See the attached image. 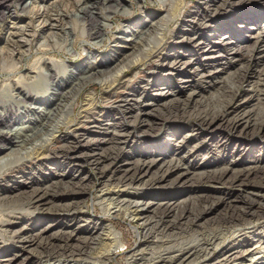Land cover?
I'll return each mask as SVG.
<instances>
[{
  "label": "bare ground",
  "instance_id": "bare-ground-1",
  "mask_svg": "<svg viewBox=\"0 0 264 264\" xmlns=\"http://www.w3.org/2000/svg\"><path fill=\"white\" fill-rule=\"evenodd\" d=\"M87 1L58 0L51 4L31 7V9L24 5L22 9H29L28 13L41 23L45 22L51 28L59 27L62 29L64 19L70 17L73 13L80 14L78 16L74 15L78 19L87 15L94 17L96 5H108L111 8H114V6L117 8L118 6L113 4L114 0H93L89 4L86 3ZM219 1L205 0L203 3H199L198 11L208 17L222 12L221 10L226 7H232L225 0L221 8L217 9L216 4ZM40 2L44 3L45 0H40ZM2 10L5 11V14L9 13V9L5 5L2 6ZM118 12L120 11L116 9L113 13ZM129 12L130 9L128 8L122 9L120 14L127 15ZM1 18L3 19V17ZM200 18V21H205L201 16ZM251 25L259 26L254 22ZM101 26L102 28H99L94 35L98 36L102 29L108 27L107 25ZM134 28L136 29V27ZM134 28L125 26L123 32L128 34L130 38H126L123 42H126L125 44L132 47L135 52H144L149 56L152 52L149 45L151 43L146 36L151 34L161 36L165 26H163V23L157 22L155 25H149L147 30H143L144 32L137 31ZM3 29L4 25L0 24V31H3ZM259 29L251 35L250 38L253 41H251L250 47L245 50L251 58L264 52V50L261 51V47L264 46V31L260 26ZM9 30L4 45L6 49L5 60H8L14 54L20 59L22 56L21 48L24 44H22L21 39L25 34L23 31L17 32V29ZM214 37L215 35L212 39ZM135 40L138 41L135 42ZM207 40H202L204 42L200 44L211 45ZM230 40L231 37H223L224 51L230 47ZM116 48H118L116 51L121 49ZM237 52L236 50L235 53ZM228 55L222 56L221 54L220 56L221 58H227ZM118 58L115 60L113 56L110 62L100 60L95 66L91 65L88 68L81 67L71 70L67 81L61 78L55 79L52 69L54 66L48 69L46 74L38 70V78L52 81L50 83L52 91L47 99L45 96L48 89L42 90L38 86H35L36 90L26 89L27 91H25L24 89V91L17 93L16 97L5 95L0 91V142L2 141L0 155L12 147H18L20 154L18 158H15L12 162L10 161V163L6 161L4 164L3 158H0V161L3 160L0 170L12 165L13 170L11 168L7 170L13 172L17 171L26 162L45 160L50 153V147L56 143L55 141L60 145L57 146L54 153L62 159V163L67 167L78 168L69 172H65L66 169H63L59 179L49 182L46 187L34 188L32 181L27 185L29 191L19 193L15 197L16 199L7 195L0 196V239H4L6 234L13 244L19 247L13 253L8 251L1 255L0 264H112L114 252L124 249L122 234L115 229L112 223L97 225L96 222L90 229L79 230L77 214L81 212L82 206L73 201L61 203L59 199L55 200L54 197L56 189L65 184L62 182L63 180L68 181L65 190L68 193L70 192L69 194L77 196L81 192L77 185L79 186L85 178L81 177L78 166L85 163H91L98 170L102 186L97 200L104 217L137 222L136 227H132L133 233L137 237V243L130 252L129 259L143 260L142 258H145L143 264H264V161H254L253 165L240 169H237L236 165L231 163H224L221 167L215 165L212 169L195 175L193 182L198 185L229 184L245 189L247 184L255 183V187L248 189V199L238 209L233 207L229 218L217 222L220 231L205 236L204 239L200 238L191 246L186 245V247L181 243L178 245L173 240H167L170 237L169 234L171 237H179L181 234L198 233L197 231L204 226L205 210L186 209L185 207L181 209L170 196L160 197L157 203L154 204L138 192L140 189L149 191L154 187L161 186L173 174L177 175L171 181L172 185H179L186 181L189 173L194 170H191L182 160L177 158L174 151L167 149L168 154H147V152H142L139 155L125 154L127 157L126 164L125 161L120 162L118 167L110 170L100 167L101 163L107 160L118 161L120 155L124 154L123 148L128 142L151 135L158 127L153 119L157 116L160 118L168 116L179 120L191 117L195 120L194 128L202 136L213 135L219 129L231 131L236 136L258 134L264 129V117L258 121L251 113L243 112L240 107L232 104L238 87L230 90L231 95L228 101H219L216 106L214 104L205 106L193 104L194 91L193 94L182 99L180 97L182 90L175 92L171 88L156 92L155 96L157 98L148 99L145 91L138 92L134 90L129 93L122 91L119 95L117 92L119 90L118 86L121 83L120 81L125 78V69L139 64L141 60L139 57L125 66L123 64L125 57L120 61ZM181 60L180 56L170 58L164 70L174 68ZM113 62H115V67L109 72L106 71V68H108L106 65L113 64ZM109 73L111 75L107 77L106 75ZM210 74L205 76L202 73L200 79L212 83L215 76L210 77ZM149 76L150 82L153 78L156 80V73H151ZM254 78L256 79L255 82L250 84L252 94L264 104V66L254 73ZM93 82H97L104 89V101L108 104L109 113L114 117L117 116L119 123L99 125L97 133L99 139L87 142L85 145V149L90 147L95 149H86L88 152L82 153L79 149L81 148L79 144L82 142L80 135L75 134L72 137H64L59 140L55 137L60 126L71 125V128L74 129V126L86 125L81 119L91 120L92 117L88 116L94 103V99L91 97L87 109H82L79 114L78 124H73L74 118L71 116L74 112L73 105L77 97ZM180 82L186 84L189 81L183 80ZM184 88H186V85H184ZM158 99L164 101L159 103ZM27 104L28 106H26ZM14 110L18 113L26 110L27 116L24 113L18 116L12 122L15 128H11V121L4 122L3 119L15 112ZM155 111H158V113L155 114ZM232 112L234 116L230 118L229 115ZM200 143V141L196 142V146ZM101 144H110L111 147L99 151ZM154 168L158 170V173L146 179L147 173ZM17 173L23 174L20 170ZM69 173L71 175L68 177ZM72 200H75V197ZM15 204H18L19 208H15ZM24 204L31 207V209L25 208ZM229 204L231 205V202ZM154 205H156V208L152 209ZM40 206L43 208V212L53 213L55 218L66 219L67 222L59 225V227L54 224H47L43 228H34L27 226V223L20 228L16 227L15 221L21 220V218L23 220L27 219V222L31 221L34 218V212ZM167 218L171 219V223L164 222V219ZM151 219H154V221L152 222ZM259 224L261 225L258 229L259 233L254 235L255 226ZM226 229L228 231L236 229L234 230L235 235L228 242L224 237ZM153 234L155 235L154 239H150ZM94 245L104 247V252H91L90 250L94 251V248H97L93 247ZM215 249L220 250L215 258H211V251ZM87 250L96 257L87 256ZM148 251L155 253L148 254ZM31 252L35 254V257L30 256ZM156 253L159 254L156 258H147ZM200 260L203 261L198 263Z\"/></svg>",
  "mask_w": 264,
  "mask_h": 264
},
{
  "label": "rangeland",
  "instance_id": "rangeland-1",
  "mask_svg": "<svg viewBox=\"0 0 264 264\" xmlns=\"http://www.w3.org/2000/svg\"><path fill=\"white\" fill-rule=\"evenodd\" d=\"M54 1L58 0H45L44 3L40 0H0V24L4 25L3 31H0V91L5 95L16 97V94L24 91V89L25 91H27L26 89L36 90L35 86H38L42 90L48 89L45 96L47 99L52 91L50 86L52 81L38 78V70L46 74V71L54 66L52 69L55 79L61 78L67 81L69 71L81 67L88 68L91 65L95 66L100 60L110 62L114 56L115 60L119 57L120 61L125 57L126 60L124 59L123 64L126 66L132 60H137L140 57L141 62L139 64L125 69V78L120 81L118 94L122 91L125 93L132 90L145 91V95H148L147 98L149 99L157 98L155 96L156 92L171 88L175 92L182 90L180 95L182 99L193 94L194 91L193 104L203 106L214 104L216 106L219 101H228L231 95L230 90L238 87L232 104L240 107L243 112L251 113L258 121L264 117V104L252 94V87L250 86L256 80L254 73L264 66V52H261L264 50V46L261 47V53L253 58L247 55V51H245L253 41L250 38L251 35L260 30L259 26L264 31V0H226V3L232 6L231 8L226 7L221 10L222 12L208 17L198 11L199 3H203L205 0H114L113 4L118 5L117 8L116 6L111 8L108 5H96L94 17L87 15L78 19L74 17L76 13H73V15L64 19L62 29L59 27L51 28L47 25L48 23H41L28 13L31 7L51 4ZM90 2H93V0H88L86 3L89 4ZM224 2L225 0H220L216 4V8L220 9ZM1 5H5L9 9L8 14H5ZM24 5L29 9L23 10ZM127 8L130 9L129 14H120L122 9ZM116 9L120 12L113 13ZM200 16L205 19L204 22L199 20ZM157 22L163 23L165 30L161 36L157 34L146 36L151 43L149 45L152 52L149 56L144 52H135L132 47L125 44L126 42H123L129 37L128 34L123 32L125 26L136 27L135 30L143 31L147 30L149 25H155ZM253 22L259 24V26L251 25ZM101 25H107L108 27L102 29L98 36L94 35L99 28H102ZM9 29H17V32L23 31L25 34L23 39L18 38L22 40V44L24 43L21 48L22 56L20 59L14 54L11 58L5 60L6 49L4 45ZM214 35L215 37L212 39ZM223 37H231L230 47L225 51L224 44H222ZM202 40H207L211 45H201L200 43L204 42ZM116 47L125 49L116 51L118 49ZM236 50L237 53H235ZM221 54L222 56L229 55L227 58H221ZM175 56H180L181 62L172 69L167 68V70H164L170 58ZM106 67H108L106 71H111L115 67V62L107 64ZM151 73H156L158 78L155 77L156 80L153 78L150 82L149 75ZM202 73L205 76L211 73L209 76L214 75L215 79L212 83L204 81L200 79ZM109 75L111 73L106 76ZM183 80L189 82L183 84L180 82ZM184 85H186V88L183 89ZM104 92V89L97 82L91 83L83 90L74 102V112L71 117L74 118L73 124H78L79 114L82 109H87L91 97L94 99L93 106L89 110L90 113H88V116L92 117L91 120L81 119L86 125L74 126V129L71 128V125L60 126L55 138L59 140L64 137H72L75 134L80 135L82 142L79 144V147H81L79 149L82 153H87L86 149H95L94 147L85 149V145L87 142L99 139L97 136L98 126L119 123L118 117H114L109 113L108 104L104 101ZM158 101L160 103L164 100L158 99ZM23 113L27 116L26 110L21 113L12 112L3 121H11V128H15L12 122ZM157 113L158 111H155V114ZM232 116H234L233 112L229 117L232 118ZM153 119L158 127L151 135L128 142L123 148L124 154L120 155L118 161L107 160L101 163L100 167L110 170L118 167L120 162L125 161L126 164V155H139L142 152L168 154L167 149L174 151L177 158L182 160L191 170H194L189 173L186 181L179 185H172L171 181L177 175L173 174L161 186L154 187L149 191L140 189L138 192L154 204L157 203L160 197L170 196L181 209L185 207L186 209L205 210L204 226L197 231L198 233L181 234L179 237H171L169 234L170 237L167 238V240L177 242L178 245L181 243L185 247L186 245L191 246L198 239H204L205 236L220 231L217 222L229 218L233 207L238 209L248 199V189L255 187V183L247 184L245 189L229 184L198 185L193 182L195 175L206 172L215 165L221 167L224 163H231L236 165L237 169H240L253 165L254 161H264V129L258 134H242L240 136H236L231 131L219 129L213 135L202 136L194 128L195 120L191 117L179 120L168 116L162 118L157 116ZM1 127L4 128L2 125ZM198 141L201 143L196 146ZM55 142L56 145L50 147V153L45 160L26 162L17 171L13 172H11L13 170L12 165L1 169L0 196L7 195L16 199L15 197L19 193L29 191L27 185L30 182L33 181L34 188L46 187L49 182L59 179L63 169H66L65 172L74 169L63 164L62 159L54 153L57 146L60 145L57 141ZM218 142L220 143L217 144ZM1 143L2 141L0 145ZM110 147V144H101L99 151ZM17 148L12 147L0 155V158L4 160H2L4 164L6 161L10 163V161L12 162L20 156ZM2 161H0V165H3ZM78 167L81 177L85 178L79 186L77 185L81 192L77 196H72V194H69L70 192L68 193L65 190L68 181L63 180L62 182L65 184L56 189L55 200L59 199L61 203L73 201L82 206L81 212L77 214L79 230L90 229L96 222L97 225L112 223L115 229L122 234L124 249L114 252L112 264H143L145 258H142L143 260L133 258L135 261L132 258L129 259L130 252L137 243V237L132 230V227H136L137 222L104 217L97 200L102 186L98 170L91 163H85ZM10 168L11 170H7ZM75 168L74 170L78 169ZM19 170L23 174H18ZM157 173L158 170L154 168L147 173L145 178H151ZM70 175L71 173L68 174V177ZM74 197L75 200H72ZM229 202H231V205ZM18 204H15V208H19ZM23 206H26L25 208H29V210L31 209L26 204ZM155 206L152 209L156 208ZM53 216V213L43 212V208L40 206L34 212V218L31 221L27 222V219L23 220L21 218V220L15 221V225L20 228L27 223V226L43 228L47 224H54L59 227V225L67 222L66 219ZM154 219H151V221L153 222ZM166 220L164 219V222L171 223L170 218ZM260 227V224L255 226L254 235L259 233L258 229ZM226 230L224 237L228 242L235 235V231ZM154 236L153 234L150 239H154ZM97 246L94 245L93 247ZM18 249L19 247L13 244L8 235L5 234L4 239H0V256L8 251L13 253ZM94 249V251H90L103 253L105 250L104 247ZM219 250L211 251V258H215ZM90 251L87 250V256L96 257ZM148 252L146 253L150 254L153 251ZM158 255L156 253L147 258L154 259ZM30 256L35 257V254L31 252Z\"/></svg>",
  "mask_w": 264,
  "mask_h": 264
}]
</instances>
